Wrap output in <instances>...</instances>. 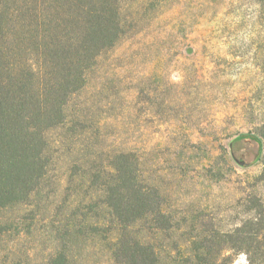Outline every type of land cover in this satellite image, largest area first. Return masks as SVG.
Here are the masks:
<instances>
[{"label":"trees","instance_id":"16d2710c","mask_svg":"<svg viewBox=\"0 0 264 264\" xmlns=\"http://www.w3.org/2000/svg\"><path fill=\"white\" fill-rule=\"evenodd\" d=\"M157 3L0 0V264H264L255 223L178 218L144 166L149 148L111 130L125 105L105 60ZM244 140L262 150L264 127L230 147Z\"/></svg>","mask_w":264,"mask_h":264},{"label":"rangeland","instance_id":"374dc122","mask_svg":"<svg viewBox=\"0 0 264 264\" xmlns=\"http://www.w3.org/2000/svg\"><path fill=\"white\" fill-rule=\"evenodd\" d=\"M157 2L154 21L105 60L109 94L126 109L111 130L149 148L144 166L174 215L201 212L221 230L253 222L264 252V147H230L264 127V0Z\"/></svg>","mask_w":264,"mask_h":264},{"label":"water","instance_id":"95a60500","mask_svg":"<svg viewBox=\"0 0 264 264\" xmlns=\"http://www.w3.org/2000/svg\"><path fill=\"white\" fill-rule=\"evenodd\" d=\"M189 52H191V50H189Z\"/></svg>","mask_w":264,"mask_h":264}]
</instances>
